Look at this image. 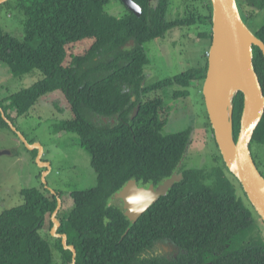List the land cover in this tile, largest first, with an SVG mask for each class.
I'll return each mask as SVG.
<instances>
[{
    "label": "trees",
    "instance_id": "1",
    "mask_svg": "<svg viewBox=\"0 0 264 264\" xmlns=\"http://www.w3.org/2000/svg\"><path fill=\"white\" fill-rule=\"evenodd\" d=\"M15 1L26 16V37L21 40L0 28V62L18 77L38 70L43 78L2 99L0 108L15 123L10 111L25 116L44 97L62 92L73 118L62 122L60 132L78 136L97 174V186L72 192V210L62 213L61 209L58 215L59 233L66 234L69 245L77 249L76 264H264V234L258 223L262 219L219 147L216 166L187 169L184 161L194 127L165 134L164 99L146 98L175 86L180 90L174 97L187 98L193 83H205L211 48L200 68L147 85L145 69L150 58L145 45L165 39L179 27L202 23L210 24L212 31L198 36L212 45V0H200L203 12L195 9L174 21L167 19L172 0H134L142 8L141 17L129 9L121 17L107 13L111 0ZM237 1L241 13L244 10L250 18L264 10V0ZM254 33L264 42V26ZM88 40L94 42L87 48L83 44ZM254 52L264 90V53L259 47ZM244 101L240 92L233 103L236 141ZM0 128L11 129L1 111ZM261 145L264 118L251 150ZM33 152L38 156V150ZM181 172L184 179L137 223H131L123 201L115 195L131 180L149 187ZM22 196L23 205L0 215V264H57L52 245L41 231L57 210L61 193L32 188ZM50 224L54 226L52 220ZM57 240L62 252L58 264H72L73 252L64 248L61 238ZM158 243H172L180 253L156 255L153 250Z\"/></svg>",
    "mask_w": 264,
    "mask_h": 264
},
{
    "label": "rangeland",
    "instance_id": "2",
    "mask_svg": "<svg viewBox=\"0 0 264 264\" xmlns=\"http://www.w3.org/2000/svg\"><path fill=\"white\" fill-rule=\"evenodd\" d=\"M127 9L122 0H111L106 7L107 13L116 17L123 16ZM195 9L204 11L200 0H172L167 19L174 21L183 18ZM242 16L253 32L264 26V10L251 18L243 10ZM25 22L26 16L17 7L15 0L0 5V28L7 33L24 40ZM211 31V25L205 23L196 27H179L170 31L165 39L147 43L145 49L150 58V65L145 69V83L152 85L187 70L200 68L205 61V53L212 45L209 40L200 39L198 34ZM85 42L83 45L88 48L94 41ZM41 78L42 73L38 70L18 77L7 65L0 62V101L32 87ZM199 84L193 83L188 89L187 98L174 97L175 92L180 90L177 86L156 91L146 97L164 99L167 110L165 134L178 133L194 127L192 144L184 161L187 169H211L216 166L215 160L219 154L213 127L209 125L210 119L203 93L204 82ZM61 93L59 91L44 97L25 116L18 117L16 111L9 112L15 119L14 125L27 140L35 141L43 147L42 161L50 163L52 168L46 176V181V169L41 167L38 156L20 142L14 129L0 128V215L24 204L22 192L25 189L46 188L61 193L62 213H67L74 206L72 192L97 186V174L92 167L90 153L78 144L76 134L60 132L62 122L73 118L69 104ZM252 153L264 176V145L252 148ZM220 165L222 166V163ZM239 192L242 194L240 189ZM50 220L51 217L41 235L52 245L54 259L58 264L62 260V252ZM258 223L263 235L264 223L262 220Z\"/></svg>",
    "mask_w": 264,
    "mask_h": 264
},
{
    "label": "water",
    "instance_id": "3",
    "mask_svg": "<svg viewBox=\"0 0 264 264\" xmlns=\"http://www.w3.org/2000/svg\"><path fill=\"white\" fill-rule=\"evenodd\" d=\"M10 0H0V5ZM126 7L138 17L142 15V8L134 0H122ZM213 4V42L209 52V69L204 83V97L215 139L221 155L230 172L241 183L249 201L255 211L264 221V176L256 165L251 150L255 132L264 118V90L256 71L254 48L259 47L264 53V42L249 28L242 17L237 0H212ZM235 74V75H234ZM228 75L235 76L237 93L242 92L245 98L244 111L241 120V130L238 141L235 140L234 104L232 116L227 119L230 103L226 98L228 85L222 83ZM225 92V95H224ZM140 107L136 111L138 115ZM4 119L14 129L20 142L31 151L38 150V161L46 171L44 180L51 172V164L44 163L43 147L38 143L31 144L7 118L5 111L0 108ZM1 155V153H0ZM182 164V163H181ZM183 180V175L175 174L159 186H139L137 180H131L115 199L124 203L125 215L131 223L138 220L162 197ZM53 192V191H52ZM56 194V192H53ZM57 210L52 216L54 236L61 238L66 250L73 252V263H77L78 252L75 246L69 245L66 234H60L62 226L58 219L63 207L62 199H58Z\"/></svg>",
    "mask_w": 264,
    "mask_h": 264
},
{
    "label": "bare ground",
    "instance_id": "4",
    "mask_svg": "<svg viewBox=\"0 0 264 264\" xmlns=\"http://www.w3.org/2000/svg\"><path fill=\"white\" fill-rule=\"evenodd\" d=\"M235 75V74H234ZM235 83V76H231V75H228L226 77V79H224L223 83H222V86L223 84H226V86L228 85H231V84H234ZM237 87L235 85H231V86H228L227 88V91H226V98L227 100L229 101L230 103V106H229V113H227V119H230L231 116H232V103H233V98L234 96L236 95L237 93ZM224 95H225V92H224Z\"/></svg>",
    "mask_w": 264,
    "mask_h": 264
},
{
    "label": "flooded vegetation",
    "instance_id": "5",
    "mask_svg": "<svg viewBox=\"0 0 264 264\" xmlns=\"http://www.w3.org/2000/svg\"><path fill=\"white\" fill-rule=\"evenodd\" d=\"M182 165V164H181ZM177 175H183V173H178ZM184 179V175H183ZM155 185V184H152ZM159 186V185H155ZM156 255L162 254V255H173L175 257L178 256L180 253V249L178 247H175L172 243H158L153 250ZM154 254V253H153Z\"/></svg>",
    "mask_w": 264,
    "mask_h": 264
}]
</instances>
